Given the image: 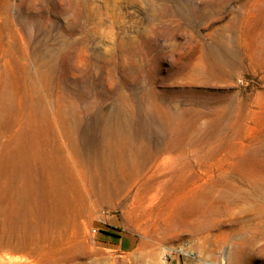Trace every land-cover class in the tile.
Returning a JSON list of instances; mask_svg holds the SVG:
<instances>
[{
    "label": "rangeland",
    "instance_id": "1",
    "mask_svg": "<svg viewBox=\"0 0 264 264\" xmlns=\"http://www.w3.org/2000/svg\"><path fill=\"white\" fill-rule=\"evenodd\" d=\"M260 204L264 0H0V264H264Z\"/></svg>",
    "mask_w": 264,
    "mask_h": 264
},
{
    "label": "bare ground",
    "instance_id": "2",
    "mask_svg": "<svg viewBox=\"0 0 264 264\" xmlns=\"http://www.w3.org/2000/svg\"><path fill=\"white\" fill-rule=\"evenodd\" d=\"M107 124L108 123H106V125ZM109 131L110 130L107 129V133ZM118 134H120V133H117V131H115V130H111L108 133L109 136H114V135L119 136ZM60 146L62 147L63 145H60ZM72 162H74V161H72ZM75 180L76 181H74V182L76 184V188L79 191V194H80L79 196L82 198L83 202L87 203L88 208H91L92 204H95L97 201H100V200H102L104 198H108L110 196H119L120 195L119 191L115 192L114 194L111 193V189H112V185H113V177L110 176V174L103 175V178H93V177H91L88 174L79 172V174L76 175ZM227 186H230V184H228ZM123 195H124V193H123ZM143 195H145V194H143ZM222 195H224V194H222ZM132 197H133L132 198V202L137 204V206H138V208L135 207L134 209L137 208L136 210H140V211L144 212V210L146 208V205H145V201L143 200V198H141L139 196V191L134 193V196H132ZM229 199H231V198H229ZM230 202H231L230 204H234L236 202V200L235 199H231ZM215 206H216V203L214 204V207ZM255 208H253V209H255ZM212 210L214 211V213L220 212V211H218V209H215V208H212ZM131 211H129V213ZM136 212H135V214H136ZM87 214H90V212H88ZM199 215H200V217H204V214H199ZM259 217H261V218L259 219ZM263 217H264V204H262V205L260 204V206L258 205V209L254 210V212L252 211V213H250V214H245V216L242 217V218H237V219L231 220L229 222L228 221H224V223L222 224V227L229 228V230H232L229 233H226V232L223 233L222 236H223L224 240L228 239L229 236L232 233H234V231H236V233L234 235H242V234H244L245 237L247 238V240H250L253 245H255V243L259 242V241H263L264 242V220H263ZM87 219H88V217H87ZM254 220H257V221L254 222ZM81 223H84V222H81ZM204 229L207 230V228H200L198 230L201 231V230H204ZM3 246L5 248H12V249H14V248L18 249V248H23L24 247V248H27V251L31 250V248H30L31 246H30L29 243H25L24 244V243H18V242H6ZM20 260H22V259H20ZM25 260H26V262L24 264H37L36 259H33L32 257L26 258ZM12 264H22V262H20L18 260V261H15Z\"/></svg>",
    "mask_w": 264,
    "mask_h": 264
}]
</instances>
